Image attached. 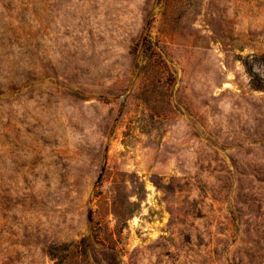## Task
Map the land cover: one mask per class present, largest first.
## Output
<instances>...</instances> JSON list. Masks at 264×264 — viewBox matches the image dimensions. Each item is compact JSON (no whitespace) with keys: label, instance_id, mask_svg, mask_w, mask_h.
Wrapping results in <instances>:
<instances>
[{"label":"rangeland","instance_id":"374dc122","mask_svg":"<svg viewBox=\"0 0 264 264\" xmlns=\"http://www.w3.org/2000/svg\"><path fill=\"white\" fill-rule=\"evenodd\" d=\"M264 264V0H0V264Z\"/></svg>","mask_w":264,"mask_h":264},{"label":"trees","instance_id":"16d2710c","mask_svg":"<svg viewBox=\"0 0 264 264\" xmlns=\"http://www.w3.org/2000/svg\"><path fill=\"white\" fill-rule=\"evenodd\" d=\"M57 264H66V261H64L63 259L59 258L57 261ZM111 264H115L114 261Z\"/></svg>","mask_w":264,"mask_h":264}]
</instances>
